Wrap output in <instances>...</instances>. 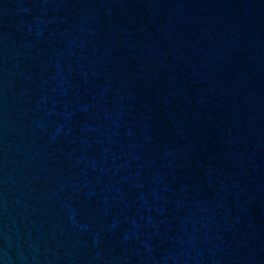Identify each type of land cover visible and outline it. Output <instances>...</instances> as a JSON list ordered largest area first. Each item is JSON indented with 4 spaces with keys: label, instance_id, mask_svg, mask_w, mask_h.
<instances>
[{
    "label": "water",
    "instance_id": "obj_1",
    "mask_svg": "<svg viewBox=\"0 0 264 264\" xmlns=\"http://www.w3.org/2000/svg\"><path fill=\"white\" fill-rule=\"evenodd\" d=\"M0 264H264V0H0Z\"/></svg>",
    "mask_w": 264,
    "mask_h": 264
}]
</instances>
